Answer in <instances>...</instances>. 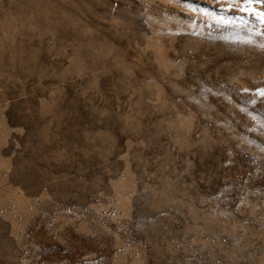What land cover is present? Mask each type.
<instances>
[{
	"label": "rangeland",
	"instance_id": "374dc122",
	"mask_svg": "<svg viewBox=\"0 0 264 264\" xmlns=\"http://www.w3.org/2000/svg\"><path fill=\"white\" fill-rule=\"evenodd\" d=\"M0 264H264V0H0Z\"/></svg>",
	"mask_w": 264,
	"mask_h": 264
}]
</instances>
